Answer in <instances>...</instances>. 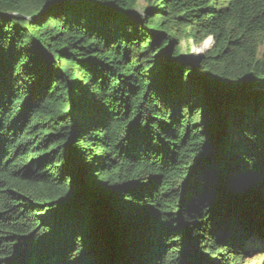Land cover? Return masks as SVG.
Segmentation results:
<instances>
[{
	"label": "trees",
	"instance_id": "16d2710c",
	"mask_svg": "<svg viewBox=\"0 0 264 264\" xmlns=\"http://www.w3.org/2000/svg\"><path fill=\"white\" fill-rule=\"evenodd\" d=\"M261 251L264 0H0V264Z\"/></svg>",
	"mask_w": 264,
	"mask_h": 264
},
{
	"label": "rangeland",
	"instance_id": "374dc122",
	"mask_svg": "<svg viewBox=\"0 0 264 264\" xmlns=\"http://www.w3.org/2000/svg\"><path fill=\"white\" fill-rule=\"evenodd\" d=\"M205 41H208V39L204 40L199 45H190L189 46L190 47L189 50L183 54L184 55V59H186L187 61L194 62V61H196V59L199 58V56H201L203 53L208 51L211 48L210 47L211 46V42H210V45L207 46V48H204L203 44L205 43ZM259 260H261V262L262 261L264 262V251L251 254L250 257H247L245 259V264H250V263L254 264V263L258 262Z\"/></svg>",
	"mask_w": 264,
	"mask_h": 264
},
{
	"label": "water",
	"instance_id": "95a60500",
	"mask_svg": "<svg viewBox=\"0 0 264 264\" xmlns=\"http://www.w3.org/2000/svg\"><path fill=\"white\" fill-rule=\"evenodd\" d=\"M208 40L211 42V38H208ZM241 212H243V207H241L240 204L235 206V209H232V213L234 216H237V214H241Z\"/></svg>",
	"mask_w": 264,
	"mask_h": 264
}]
</instances>
